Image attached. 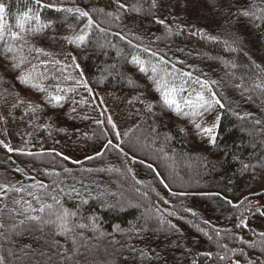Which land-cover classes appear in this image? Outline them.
I'll return each instance as SVG.
<instances>
[{
	"label": "trees",
	"instance_id": "1",
	"mask_svg": "<svg viewBox=\"0 0 264 264\" xmlns=\"http://www.w3.org/2000/svg\"><path fill=\"white\" fill-rule=\"evenodd\" d=\"M0 3L3 264H264V0Z\"/></svg>",
	"mask_w": 264,
	"mask_h": 264
},
{
	"label": "snow or ice",
	"instance_id": "2",
	"mask_svg": "<svg viewBox=\"0 0 264 264\" xmlns=\"http://www.w3.org/2000/svg\"><path fill=\"white\" fill-rule=\"evenodd\" d=\"M35 3L40 8L48 6V5H45L44 3H42V0H35ZM120 7H124V6L120 5ZM30 11H31V9H29V12ZM65 11L72 12L74 10L73 9H65ZM75 11L78 12L79 15L82 16V17L88 15L87 12L80 11L79 9H76ZM29 12L23 13V15L21 17H19L17 19V21H16V27L19 28L21 33H23L26 30L25 29V25L29 24V22L31 20L34 19L37 23L40 22L39 15H29ZM243 14L245 16L248 15L247 12H244ZM5 19H6V5L4 3H0V39H3V37H4V28H5L4 21H5ZM89 23H91V21H89ZM28 30L30 31L31 28L29 27ZM11 38L13 40H18V39H23V36L19 35L18 33L13 32V33H11ZM84 38L85 37L83 35L77 37V39L80 42H83ZM11 50L12 49H9V51H11ZM140 70L144 71L143 67H141ZM153 71H155V69H153ZM85 87H86V85H85ZM173 92H175V89H171L168 92H166L164 94V100H165V103L168 104V105H175L176 106V110L179 113L180 112V105L176 102L175 99L172 98ZM52 99H54L57 102H59L61 97L57 96V97H53ZM184 103H185V105H187L190 108H192V107L205 108L207 110V108L211 107V102L207 101L205 99V97L203 95H201V94H197L195 102H193L192 100H186ZM215 103L219 104L220 102L218 100H215ZM221 107H223V105H221ZM218 119H219V117H217V120ZM109 123L110 124L112 123L110 118H109ZM113 127H115V125H113ZM196 128L200 129L203 134H206L209 137L210 142H214V140H215L214 132H215V128H216L215 124H213L211 127H204V128H201L200 124H196ZM109 143H111V142L109 141ZM9 150L11 151V149H9ZM65 158L67 159V157H65ZM245 167H247V165H245ZM0 191H6V189L0 188ZM16 191H19V189H16ZM85 203H86V201H85ZM47 207H51V205H48ZM40 211L43 212L44 209L41 208ZM69 215H70L69 213L65 212L63 214V216L59 217V218L62 219V220H66ZM27 219L32 220V221H37L39 218L38 217L29 216V217H27ZM21 223H23V221H21ZM61 227H64V225L62 224ZM80 227H84V226L80 225ZM68 230L69 229L65 228V231H68ZM0 264H3V260L2 259H0Z\"/></svg>",
	"mask_w": 264,
	"mask_h": 264
},
{
	"label": "rangeland",
	"instance_id": "3",
	"mask_svg": "<svg viewBox=\"0 0 264 264\" xmlns=\"http://www.w3.org/2000/svg\"><path fill=\"white\" fill-rule=\"evenodd\" d=\"M192 11H193L194 15H198L200 12V8L195 7L194 9H192ZM67 71L69 74L72 75V78L75 80L76 83H78L80 85H85V80H84L83 76L79 72V69H77L73 63H71V65L68 66ZM11 183H12V179H11L10 175L8 174V172L5 171L4 169L0 168V188L7 189L11 185ZM0 193H1V191H0ZM260 209H261V204L255 203V205L253 206V212L252 213H256Z\"/></svg>",
	"mask_w": 264,
	"mask_h": 264
}]
</instances>
